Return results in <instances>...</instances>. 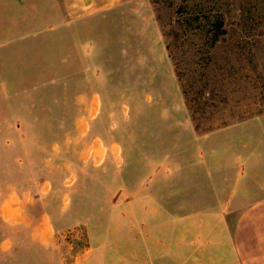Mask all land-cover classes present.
Instances as JSON below:
<instances>
[{"label": "rangeland", "instance_id": "rangeland-1", "mask_svg": "<svg viewBox=\"0 0 264 264\" xmlns=\"http://www.w3.org/2000/svg\"><path fill=\"white\" fill-rule=\"evenodd\" d=\"M203 14L215 44L184 24ZM45 32L33 82L3 81L0 264L127 262L161 241L163 200L199 197L210 152L262 134L264 0H130Z\"/></svg>", "mask_w": 264, "mask_h": 264}, {"label": "crops", "instance_id": "crops-1", "mask_svg": "<svg viewBox=\"0 0 264 264\" xmlns=\"http://www.w3.org/2000/svg\"><path fill=\"white\" fill-rule=\"evenodd\" d=\"M128 1L0 0V15L5 11L9 15L8 26L0 23V45L4 40L12 45L23 42L8 52L0 50V98L9 87L3 85L5 80L33 82V62L40 45L38 31L59 30ZM24 86L29 87L27 82ZM11 88L7 95L15 106ZM261 133L253 148L240 141L237 153L226 149L223 153L210 152L211 164L201 173L207 185L195 188L199 197L188 203L176 200L174 205L163 200V217L156 216L163 224L161 241L148 238L142 240L143 246L135 242L128 246L127 262L112 264H264V124ZM184 206L193 211L183 215L178 209ZM170 208H177L176 213ZM98 250L97 256L104 253L101 247ZM83 264L102 263L90 258Z\"/></svg>", "mask_w": 264, "mask_h": 264}, {"label": "trees", "instance_id": "trees-1", "mask_svg": "<svg viewBox=\"0 0 264 264\" xmlns=\"http://www.w3.org/2000/svg\"><path fill=\"white\" fill-rule=\"evenodd\" d=\"M193 18L194 19H185L184 24L193 25V23H197L198 26L201 25L200 27L206 29V31L208 30L207 32L210 36L208 38H212L213 44L218 40L217 38H219L220 34H226V31L223 29L224 21L221 15L210 18L203 14L201 18H195V16Z\"/></svg>", "mask_w": 264, "mask_h": 264}]
</instances>
